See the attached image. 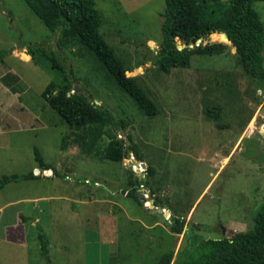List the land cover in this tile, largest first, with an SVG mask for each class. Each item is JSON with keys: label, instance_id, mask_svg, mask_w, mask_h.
Returning <instances> with one entry per match:
<instances>
[{"label": "rangeland", "instance_id": "obj_1", "mask_svg": "<svg viewBox=\"0 0 264 264\" xmlns=\"http://www.w3.org/2000/svg\"><path fill=\"white\" fill-rule=\"evenodd\" d=\"M94 2L102 35L159 114L144 115L81 46H59V36L24 0H0V180L40 171L37 179L0 192V264H157L186 242L166 220L185 219L186 233L220 239L252 229L264 204V86L245 76L232 44L207 41L223 44L221 53L194 55L190 68L166 74L157 64L166 1ZM253 9L264 25V1ZM47 54L65 65L74 91L125 121L116 133L125 142L132 137L146 169L134 157L119 163L106 158L107 128H72L47 105L44 90L66 77ZM13 75L21 79L8 82L17 93L2 82ZM36 148L52 176L36 161ZM148 167L150 189L139 190L147 208L124 192L130 180L145 178ZM157 198L168 218L149 210L158 208ZM18 212L27 222L25 249L7 231ZM40 234L49 240L48 257Z\"/></svg>", "mask_w": 264, "mask_h": 264}, {"label": "trees", "instance_id": "obj_2", "mask_svg": "<svg viewBox=\"0 0 264 264\" xmlns=\"http://www.w3.org/2000/svg\"><path fill=\"white\" fill-rule=\"evenodd\" d=\"M24 1L44 25L59 36V46L68 49L81 46L98 61L107 77L136 102L144 115L155 117L159 114L156 104L137 80L127 77L129 69L125 62L102 35L100 30L103 19L94 0ZM165 1V9L161 13L162 41L157 55V64L164 73L169 74L175 68H190L194 55L213 56L221 53L223 44L204 43L211 35L224 33L231 43L224 42L232 44L236 49L245 76L264 86V25L253 9L255 2L264 0H229L228 4L221 0ZM218 37L216 35L212 39ZM200 39L203 43L196 46ZM187 44L195 48L185 47ZM39 51L45 53L44 49ZM35 53L36 48L29 46L28 54L33 56ZM47 56L53 67L66 76L61 83L49 84L42 93L47 105L72 128L83 129L89 125L107 128L110 143L105 155L108 160L119 163L134 157L137 162H144L143 154L132 137H129V142H125L116 133L117 130L126 128L125 121L116 120L108 109L96 105L87 96L74 91L65 65L56 54ZM10 79L19 82L21 79L15 75L2 78L5 86L17 93L18 89L8 83ZM35 155L43 171H53V167L44 161L37 148ZM151 172L148 167L144 172V179L136 176L130 180L129 188L124 192L140 205L142 203L139 190L150 189L147 178ZM38 177L40 176L34 173L5 176L0 180V192L10 183H20ZM154 204L167 209L162 199H155ZM166 226L174 234H184L186 242L176 256L174 252L165 253L157 264H264V204L255 214L254 227L248 231L234 233L231 237L205 239L198 234H188L185 232L186 220L180 218L166 220ZM39 239L41 252L48 257L49 240L45 234H40Z\"/></svg>", "mask_w": 264, "mask_h": 264}, {"label": "crops", "instance_id": "obj_3", "mask_svg": "<svg viewBox=\"0 0 264 264\" xmlns=\"http://www.w3.org/2000/svg\"><path fill=\"white\" fill-rule=\"evenodd\" d=\"M226 165L227 163H225V166ZM17 215H18V218L16 220L15 226L12 228H8L7 231L9 233L10 239L14 241L17 245H20L24 247L25 249L27 247V237H26L27 236V222L24 219L25 218L24 213L18 212ZM37 222H38V219L34 220L31 224L34 225Z\"/></svg>", "mask_w": 264, "mask_h": 264}, {"label": "water", "instance_id": "obj_4", "mask_svg": "<svg viewBox=\"0 0 264 264\" xmlns=\"http://www.w3.org/2000/svg\"><path fill=\"white\" fill-rule=\"evenodd\" d=\"M214 35V34H213ZM213 35H211L209 38H208V42L210 43V42H212V36ZM217 35L220 37V39H221V41L222 42H224V41H226V42H229V43H231L230 42V40H229V38L226 36V34H224V33H217ZM203 43V40L202 39H200V40H198V42H197V45L196 46H200V44H202ZM185 47H191V48H195V46H190V44H187ZM137 165V162L136 161H130V166H136ZM141 166H142V168L143 169H146L147 168V166L144 164V163H141ZM51 173H52V171H51ZM141 203L142 204H144L145 206H146V204L148 203V201H147V199L146 198H141ZM147 208H148V206H146ZM149 210H151V212H153V213H158V214H163L166 218H168V216L170 215V213L169 212H167V211H165L162 207H158V208H154V209H149ZM224 234H226V230H224Z\"/></svg>", "mask_w": 264, "mask_h": 264}, {"label": "built area", "instance_id": "obj_5", "mask_svg": "<svg viewBox=\"0 0 264 264\" xmlns=\"http://www.w3.org/2000/svg\"><path fill=\"white\" fill-rule=\"evenodd\" d=\"M43 173L46 175V176H52L53 173H51V171H43ZM35 174L39 175L40 174V171H37Z\"/></svg>", "mask_w": 264, "mask_h": 264}, {"label": "bare ground", "instance_id": "obj_6", "mask_svg": "<svg viewBox=\"0 0 264 264\" xmlns=\"http://www.w3.org/2000/svg\"><path fill=\"white\" fill-rule=\"evenodd\" d=\"M216 36V34L215 35H213L212 37H215Z\"/></svg>", "mask_w": 264, "mask_h": 264}]
</instances>
